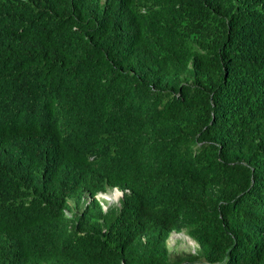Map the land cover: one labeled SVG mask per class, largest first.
I'll return each mask as SVG.
<instances>
[{
	"label": "trees",
	"instance_id": "1",
	"mask_svg": "<svg viewBox=\"0 0 264 264\" xmlns=\"http://www.w3.org/2000/svg\"><path fill=\"white\" fill-rule=\"evenodd\" d=\"M199 260L264 264V0H0V264Z\"/></svg>",
	"mask_w": 264,
	"mask_h": 264
},
{
	"label": "rangeland",
	"instance_id": "2",
	"mask_svg": "<svg viewBox=\"0 0 264 264\" xmlns=\"http://www.w3.org/2000/svg\"><path fill=\"white\" fill-rule=\"evenodd\" d=\"M119 196V195H118ZM98 202L103 203L105 205V209L109 206V203L117 201L116 196L112 193V190L105 191L103 194L99 193L95 196ZM101 199L105 200V202L101 201ZM102 209V208H101ZM166 245L168 248V252L171 256H174L178 253H189L193 252L197 247L193 240H191L185 232H171L166 240ZM200 264H205L203 261L199 260Z\"/></svg>",
	"mask_w": 264,
	"mask_h": 264
},
{
	"label": "clouds",
	"instance_id": "3",
	"mask_svg": "<svg viewBox=\"0 0 264 264\" xmlns=\"http://www.w3.org/2000/svg\"><path fill=\"white\" fill-rule=\"evenodd\" d=\"M108 190H112V193L116 196V198H117V200H118V198L121 196V194H122V191L121 190H119V189H117L116 187H113V188H111V189H107L106 191H108ZM99 193H104V192H98L97 194H99ZM97 194H95V196L97 195ZM119 195V196H118ZM94 196V197H95ZM96 199V198H95ZM97 200V199H96ZM98 201V200H97ZM101 201H103V202H105L106 203V201L105 200H103V199H101ZM99 204H100V206H101V208H102V210L105 208V205L103 204V203H100V202H98ZM112 203H114L115 204V202H112ZM116 203H117V201H116ZM109 205H110V203H109ZM106 210V209H105ZM105 210H103V211H105Z\"/></svg>",
	"mask_w": 264,
	"mask_h": 264
}]
</instances>
